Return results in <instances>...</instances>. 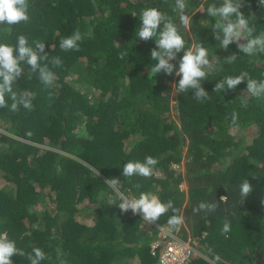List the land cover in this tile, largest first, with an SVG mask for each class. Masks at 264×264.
Masks as SVG:
<instances>
[{
  "label": "trees",
  "instance_id": "trees-1",
  "mask_svg": "<svg viewBox=\"0 0 264 264\" xmlns=\"http://www.w3.org/2000/svg\"><path fill=\"white\" fill-rule=\"evenodd\" d=\"M186 2L192 21L181 33L188 47L201 42L214 66L202 81L210 94L204 102L191 91L175 94V72L149 75L155 42L135 34L145 8L157 7L179 25L175 0H29V22L11 31L0 25V43L14 46L25 35L31 46L44 42L49 59L62 61L49 64L56 74L50 87L23 66L13 89L35 93L31 110L0 108V234L25 252L13 264H30L33 247L49 257L41 264H159L162 244L158 255L152 246L164 240L160 227L172 213L156 224L131 210L121 213L108 178H118L126 195L172 200L184 219L178 235L204 255H192L188 264H264V99L252 98L246 81L234 91H213L241 72L264 80V54L247 56L235 44L220 48L215 20L201 6L222 0ZM241 11L254 34L264 32L258 0H245ZM76 30L80 50H61L60 41ZM232 53L237 60L229 63ZM180 56L172 61L177 68ZM148 155L158 160L151 177L122 175L124 164ZM244 179L253 191L241 202ZM200 202L219 207L194 213ZM225 220L231 231L222 235Z\"/></svg>",
  "mask_w": 264,
  "mask_h": 264
},
{
  "label": "clouds",
  "instance_id": "clouds-1",
  "mask_svg": "<svg viewBox=\"0 0 264 264\" xmlns=\"http://www.w3.org/2000/svg\"><path fill=\"white\" fill-rule=\"evenodd\" d=\"M244 2L245 0H222L219 6L210 4L205 10L201 6L203 9L201 10L214 18L215 23L211 26L212 35L216 41L220 42L221 49L226 51L229 45L235 44L239 52L247 56L264 54V32L254 34L255 28L251 26L250 18L241 11ZM258 4L259 7L264 6V0H258ZM29 7V0H0V25H7V30L11 31L12 26L29 22ZM173 7L174 11L179 14V25L157 7L145 8L140 13L141 23L138 32L137 30L135 32L137 38L144 42L150 40L155 42V47L150 51V58L156 63L149 68V75L155 77L162 72L171 76L175 72V75L179 77L178 83L175 84V94L191 91L198 101H207L210 99V94L202 86V81H206L208 70H214V66L209 59L207 48L201 42L188 47V42L181 33V27L187 29L192 21V18L186 14L188 7L186 0H175ZM82 39L81 32L76 30L72 35L63 38L59 47L65 52L79 51ZM33 43L34 46H31L25 35H19L14 46L0 43V108L9 109L12 112H18L21 107L26 110L32 109L35 93L28 91L18 93L13 89L18 78L23 76L24 65L28 66L31 72L38 73L40 81L46 87L54 84L56 74L49 64L53 67H60L61 59L59 57L49 59L44 42L37 40ZM181 53L177 68L172 61H176L178 54ZM125 55L128 56L127 53H121V58ZM225 60L229 63L235 62L237 54L232 53ZM42 61H48V63H42ZM245 81L246 90L252 98L264 99V80L253 79L247 72H241L234 77H224L215 84L213 91L221 93L234 91ZM242 104L247 107V101H242ZM231 123L233 126H238L236 112L231 115ZM157 164V158L151 155L146 156L143 162L128 161L123 165L122 175L127 179L136 176L148 178L153 175ZM104 183L116 194L117 201H120L118 207L121 213L131 210L133 215H142V219L148 224H156L162 216L171 212L172 215L168 217L167 225L160 227V234L163 231L168 233L165 227L169 230H179L183 225V216L178 214L180 210L174 206L172 200L162 202L151 192H140L138 197L126 195L120 191L121 181L118 178H108ZM135 187L139 189L141 186L136 184ZM252 191L249 180L244 179L240 185L241 202ZM225 199L226 196L220 197L221 202ZM218 207L217 203L200 202L197 207L193 208V212L199 213L203 210L210 213ZM230 231L231 222L225 220L221 234L226 235ZM14 255L24 256L25 252L18 249L16 242L9 239L6 233L0 234V264H13ZM27 258L30 264H41L42 261L49 259L39 247H33ZM60 264H64V261L61 260Z\"/></svg>",
  "mask_w": 264,
  "mask_h": 264
},
{
  "label": "built area",
  "instance_id": "built-area-1",
  "mask_svg": "<svg viewBox=\"0 0 264 264\" xmlns=\"http://www.w3.org/2000/svg\"><path fill=\"white\" fill-rule=\"evenodd\" d=\"M160 235L164 240H159L152 246L153 254L158 255V247L162 244L158 255L159 264H188L190 262L192 255L196 253V247L190 240H184L173 233H165V231ZM168 237L169 239L165 240Z\"/></svg>",
  "mask_w": 264,
  "mask_h": 264
},
{
  "label": "rangeland",
  "instance_id": "rangeland-1",
  "mask_svg": "<svg viewBox=\"0 0 264 264\" xmlns=\"http://www.w3.org/2000/svg\"><path fill=\"white\" fill-rule=\"evenodd\" d=\"M201 9H202V7H201ZM203 10V9H202ZM176 101H173L172 103L174 104ZM172 112V111H171ZM175 112V111H174ZM174 112H172V113H174ZM0 186H5V185H3V183H2V180H0ZM183 188H186V185L185 184H183V186H182ZM92 221V218H87V220H86V222L88 223V222H91ZM165 230L169 233H173V234H175L176 236H178V230H176L175 232L173 231V230H169V228H166L165 227ZM204 256L203 254H202V251H201V249H199V248H196V253H195V255L194 256Z\"/></svg>",
  "mask_w": 264,
  "mask_h": 264
}]
</instances>
